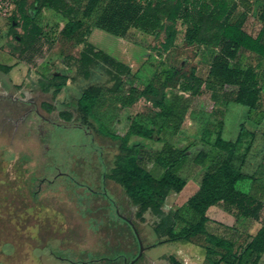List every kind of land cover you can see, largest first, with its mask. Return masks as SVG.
Returning <instances> with one entry per match:
<instances>
[{
    "label": "rangeland",
    "instance_id": "rangeland-1",
    "mask_svg": "<svg viewBox=\"0 0 264 264\" xmlns=\"http://www.w3.org/2000/svg\"><path fill=\"white\" fill-rule=\"evenodd\" d=\"M69 1L84 6L87 0ZM107 1H100L92 18L86 20L87 25H95ZM250 4L245 29L257 36L264 29V19L260 17L264 0H250ZM22 8L43 28L36 46L24 54L19 48L24 32V20L20 13ZM243 10L239 7L234 18ZM65 22L66 19L60 13L43 8L39 0H15L9 6L7 16L0 15V63L13 66L9 73L0 71V90L7 89L16 96H37L41 93L42 84L50 85L54 90L57 84L65 82L55 94L57 108L75 111L78 99L90 86L98 85L104 89L113 86L108 66L103 63L92 69V77L88 80L78 74L76 60L83 46L62 36ZM178 28L176 45L168 52L160 48L164 34L155 38L131 29L127 38L120 39L95 28L89 36L90 42L97 48L117 58H131L129 63L132 64L131 72L135 77L123 76L122 90L127 91L131 86L142 90L154 79L160 87L158 95L140 97L127 108H123L115 97L104 91L106 95L97 100L91 118V123L98 130L112 128L118 133H125L133 121L149 127L161 126L168 119L162 115L165 110L156 103L162 99L175 105L177 112L184 115L178 135H167L175 146H191L188 159L183 161L178 170V174L186 180V186L179 192L169 190L163 204V209L173 214L176 230L197 219L188 206L189 199L199 190L207 165L217 160L220 154L213 146L215 133L208 135L210 144L202 141L208 122H221L222 135L227 140L236 139L242 123L255 133V139L248 137L242 144L236 163L242 171L253 175V179L240 182L238 188L264 199V58L245 51L238 60L243 68L251 66L255 69L262 88L259 104L254 110H249L242 104L230 101L235 86H229L224 91L216 80L209 77L211 61L219 49L188 45L184 40L186 26L179 23ZM192 69L207 81L203 93L197 97L181 90L182 82L190 77ZM169 72L173 73V78L166 82ZM2 110L0 104V120ZM55 116V120L59 121ZM40 123L35 114L30 115L25 122V129L14 138L13 144L11 134L1 132L0 128V230L4 229L0 234L4 241H17L18 245L12 257L0 251V260L4 264H126V261H131L139 251L137 240L109 202L102 195H88L86 190L77 188L65 176L54 179L58 174L65 173L84 183L85 189L90 187L100 190L102 173L110 172L109 168L115 165L119 141L96 135L97 147L103 146L105 151L107 168L104 169L101 160H98L100 153L96 152L91 133L87 135L77 128V121L70 124L76 127L44 125V139L39 131ZM26 127L30 129L28 133ZM130 140L142 139L131 136ZM144 142L149 150L144 152L142 164L154 177L160 178L163 171L152 156L163 144L156 139H145ZM44 145L47 147L45 162L40 160L44 155ZM201 150L208 153L203 165L194 162ZM241 160H245L243 165ZM106 180L109 193L124 209L122 212H127L129 206L122 187L110 179ZM32 194L34 198L30 196ZM208 215V232L228 239L238 235L248 238L254 236L264 224V210L260 221L246 218L236 220L224 211L221 203L212 207ZM157 222L158 217L151 212H147L144 219L135 217L146 246L143 258L137 264H172L169 260L171 255L181 259L184 264H213V260L219 258L217 255L208 256L206 235H199L188 243L162 242L165 237L158 236L154 230ZM19 225L32 226L35 228L31 229L32 234H39L40 242L33 243L43 248L34 252V258L30 254L31 246L25 242L27 239L23 236V229L12 236ZM260 264H264V255Z\"/></svg>",
    "mask_w": 264,
    "mask_h": 264
},
{
    "label": "trees",
    "instance_id": "trees-1",
    "mask_svg": "<svg viewBox=\"0 0 264 264\" xmlns=\"http://www.w3.org/2000/svg\"><path fill=\"white\" fill-rule=\"evenodd\" d=\"M100 1L87 0L84 6H78L69 0H39L43 8L54 10L66 19L61 30L62 36L83 46L76 60L78 74L88 80L92 77V69L97 64L103 63L108 66L110 80L114 82L113 86L107 89L92 85L84 91L77 101L76 108L78 118L82 122L91 123L93 108L97 100L106 95V92L115 97L123 108H127L136 103L140 97L156 96L160 90L156 79L142 90L136 86H131L127 91L122 90L123 76H132V79L135 77L131 67L98 49L89 41L93 27L121 38H127L131 29L155 38L164 34L160 48L161 51L168 52L176 45L179 35L178 24L181 23L186 26L184 40L188 45L198 44L219 49L211 61L209 77L216 80L224 91L229 86L236 87L230 101L242 104L249 110H254L259 104L262 88L258 75L253 67L243 68L238 62L241 53L245 51L254 52L264 58V29L257 36H253L245 29L251 9L250 0H108L95 25H87L86 20L92 18ZM14 2L15 0H0V15L7 16L9 6ZM239 7L244 10L234 18ZM20 13L24 20V32L21 35L19 48L24 54L36 46L43 28L28 16L23 8L20 9ZM260 17L264 19V7ZM11 19H13L12 16ZM12 69V65L0 63L1 72L9 73ZM166 78V82H170L173 73L169 72ZM206 82V79L198 76L196 70L192 69L190 77L182 82L181 90L197 97L203 93ZM64 84L65 82L57 84L53 90L54 94L59 92ZM164 86L166 87L167 84ZM51 87L42 84L44 90L48 91L52 89ZM156 103L165 110L162 115L168 117L165 124L161 126L149 127L133 121L125 133H118L112 128L98 130L101 135L119 141L120 154L109 176L123 187L132 202L138 206L137 219H144L147 212L158 217L154 230L158 236L165 237L162 242L188 243L199 235H206L208 256H219L217 260H213V264H260L264 255V224L254 236L249 238L238 235L234 239H228L214 232H208L210 222L208 210L219 203L222 204L224 211L236 220L242 218L261 220L264 199L251 191L238 188L240 182L253 179V175L236 166L237 154L242 144L248 137L255 139V133L242 123L236 139L227 140L222 135L221 122L218 124L208 122L202 141L210 144L208 135L215 133L213 146L220 154L217 160L207 165L199 190L189 199L188 206L197 219L176 230L175 218L171 212L163 209V204L169 190L179 192L186 186V180L178 174V170L183 161L188 159V150L191 146H175L167 138L168 134L178 135L183 125L184 115L177 112L176 106L168 104L166 100L162 99ZM131 136H137L142 140L131 141ZM145 139H156L163 144L162 148L152 156L157 166L163 171L160 178L154 177L142 164L145 158L144 152L149 150L144 142ZM249 149L248 144L247 151ZM207 159L208 153L201 150L195 156L194 162L203 165ZM244 163L245 160H241V165ZM19 226L15 227L12 236L22 228L23 236L27 239L25 242L31 246L30 254L33 257L37 249L43 248L33 243V241L40 242L39 234H32V230H35L32 226ZM128 227L137 240L132 227L130 225ZM137 245L139 246L138 240ZM0 247L2 254L11 257L18 249L17 241H4L2 234H0ZM143 255L134 264H137ZM104 259L115 260L100 258V260ZM169 260L172 264H184L175 255H171ZM129 262L126 261V263ZM0 264L4 262L0 260Z\"/></svg>",
    "mask_w": 264,
    "mask_h": 264
},
{
    "label": "flooded vegetation",
    "instance_id": "flooded-vegetation-1",
    "mask_svg": "<svg viewBox=\"0 0 264 264\" xmlns=\"http://www.w3.org/2000/svg\"><path fill=\"white\" fill-rule=\"evenodd\" d=\"M1 86V83H0ZM57 97L55 96L53 89L50 90H44L41 86V93H39L37 96H28L27 94L25 96H16L12 93H9L7 89L0 90V104L3 108L2 110V117H1V123L0 128L1 132H7L8 134H11L12 141L11 144H13V140L15 137L19 136V133L22 131V129H25V122L28 119V117L32 114H35L39 121L42 122V124L39 125V131L41 136H43L44 139V125L46 124H55L57 126L62 127H76L71 126L72 123L79 124L77 128L82 129L84 132H86L87 135H90L92 141L94 142V145L96 146V152L99 151V158L98 160H101L100 164L104 166V169L107 168V164L105 162L106 158L104 156L105 151L103 149V146L97 147L95 143V137L96 135H101L98 132V127L96 128L92 123H84L78 118L77 113V104L75 106V111H72L70 109L64 108V109H58L57 103H56ZM5 109V111H4ZM75 112V115H74ZM59 119V121L55 120L56 116ZM41 125V126H40ZM26 133L30 131L28 127H26ZM94 132V133H93ZM105 137V136H104ZM45 151L43 152L44 155L40 157V160H44L46 156L47 147L44 145ZM119 153L115 155L114 160H118L117 156L120 154V148L118 146ZM45 162V160H44ZM115 166V165H114ZM112 166L109 168V171L111 172V169L114 167ZM43 169H44V163H43ZM110 172H103L102 173V179H101V188L98 189H92L90 187L86 188V185L82 182L77 181L73 176L65 173H60L57 176H55L54 179H56L59 176H65L70 183H73L77 188H80L82 190H86L87 194L89 195H102L110 204V207H112L115 210L116 215L119 217L120 220H122L125 224L131 226L129 223V219H132V221L135 223V217L138 210V206L135 205L129 195L124 191L123 187L117 183L114 179H112L109 174ZM110 179L111 181L115 182L116 184H119L124 193H125V199L126 203L128 204L129 208L127 212L123 213L122 211L124 209H121L120 204L118 201L114 198L113 195H111L107 188V180ZM49 182H51L48 179ZM32 198H34V194L30 195ZM126 204V205H127ZM128 215H127V214ZM137 218V217H136ZM132 227V226H131ZM133 229V228H132Z\"/></svg>",
    "mask_w": 264,
    "mask_h": 264
},
{
    "label": "water",
    "instance_id": "water-1",
    "mask_svg": "<svg viewBox=\"0 0 264 264\" xmlns=\"http://www.w3.org/2000/svg\"><path fill=\"white\" fill-rule=\"evenodd\" d=\"M129 223L131 224V226L134 230V233L137 237V240L139 243V252H138V255L133 260H131L129 263H126V264H134L143 255V253L146 249V246L144 245V242H143V239L140 235V232L138 231V229H137L136 225L134 224V222L132 221V219H129Z\"/></svg>",
    "mask_w": 264,
    "mask_h": 264
},
{
    "label": "crops",
    "instance_id": "crops-1",
    "mask_svg": "<svg viewBox=\"0 0 264 264\" xmlns=\"http://www.w3.org/2000/svg\"><path fill=\"white\" fill-rule=\"evenodd\" d=\"M95 28H96V27H95ZM95 28L92 29V33H91V35L93 34ZM91 35H90V36H91ZM116 37H117V36H116ZM119 38H120V39H123V38H121V37H119ZM120 39H119V40H120ZM89 41H91V40H90V37H89ZM92 44H93V43H92ZM94 45H95V44H94ZM98 49H99V48H98ZM101 50H102V49H101ZM103 51H104V50H103ZM105 52H106V51H105ZM107 53H108V52H107ZM109 54H110V53H109ZM111 55H112V54H111ZM112 56H113V55H112ZM114 57H115V56H114ZM115 58H117V57H115ZM117 59H119L120 61L126 63V64L129 65L130 67H131V65H132L131 63H129L130 60H131L130 57H127V56L125 57V56H124L123 59H121V58H117ZM181 128H182V127H181ZM246 173H247V172H246ZM213 207H214V206H213ZM211 208H212V207H211ZM211 208H210V209H211ZM210 209H209V210H210ZM209 210H208V212H209ZM208 216H209V215H208ZM209 217H210V216H209ZM239 220H240V219H239Z\"/></svg>",
    "mask_w": 264,
    "mask_h": 264
}]
</instances>
